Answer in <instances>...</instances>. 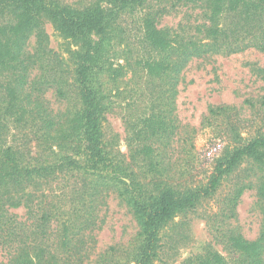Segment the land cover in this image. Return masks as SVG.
I'll use <instances>...</instances> for the list:
<instances>
[{
  "label": "trees",
  "instance_id": "obj_1",
  "mask_svg": "<svg viewBox=\"0 0 264 264\" xmlns=\"http://www.w3.org/2000/svg\"><path fill=\"white\" fill-rule=\"evenodd\" d=\"M180 11L177 28L160 27ZM137 15L135 62L150 76L171 78L174 94L175 79L193 59L264 52V0H89L81 7L0 0V264L161 263L168 226L212 198L244 158L264 151L261 136L219 160L204 186L147 188L104 131L113 108L109 51L125 42L126 17ZM47 22L67 56L51 47ZM246 188L209 216L223 218L210 226L222 252L210 245L184 264H264V228L250 241L228 224ZM110 197L126 206L137 231L95 254Z\"/></svg>",
  "mask_w": 264,
  "mask_h": 264
},
{
  "label": "rangeland",
  "instance_id": "obj_2",
  "mask_svg": "<svg viewBox=\"0 0 264 264\" xmlns=\"http://www.w3.org/2000/svg\"><path fill=\"white\" fill-rule=\"evenodd\" d=\"M60 1L74 7L89 3ZM182 16L181 11L168 15L160 27L177 28ZM139 18L126 17L125 42L115 41V49L109 51L108 63L115 75L113 108L104 127L106 138L139 178L150 183L147 188L152 191L166 186L178 191L204 186L219 160L264 136V52L250 49L231 56L193 59L175 79L178 85L174 94L170 90L171 78L155 73L150 76L149 69L144 70L141 62H135V46L141 35ZM46 30L51 47L67 56L54 25L47 22ZM33 45L32 38L30 50ZM172 95L173 104L166 105ZM46 96L57 108L53 91ZM217 108L221 110L211 112ZM161 114L166 118L163 123ZM141 133L146 136L145 141L138 138ZM240 186L247 188L236 206V216L228 224L238 226L250 241L260 238L264 228V151L244 158L212 198L202 200L195 211L168 226L164 256L158 264H184L210 245L222 252V246L213 240L210 226L223 218L209 216L225 207ZM24 211L15 210L20 215ZM102 216L104 224L97 232L95 254L115 244H126L137 231L126 206L114 197L108 199Z\"/></svg>",
  "mask_w": 264,
  "mask_h": 264
}]
</instances>
